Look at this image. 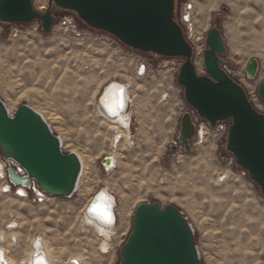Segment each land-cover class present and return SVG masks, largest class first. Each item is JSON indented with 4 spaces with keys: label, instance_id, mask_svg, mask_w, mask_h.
<instances>
[{
    "label": "rangeland",
    "instance_id": "obj_1",
    "mask_svg": "<svg viewBox=\"0 0 264 264\" xmlns=\"http://www.w3.org/2000/svg\"><path fill=\"white\" fill-rule=\"evenodd\" d=\"M51 3L47 0L43 10L35 8L46 12ZM188 3L194 26L192 32L187 30L200 38L195 40L193 57L198 74H207L206 37L220 18L227 45L223 67L264 112L258 95L264 69V0H176L179 23ZM55 14L49 34L42 31L39 20L11 25L0 21V97L11 114L25 103L39 111L61 137L63 150L83 159L85 171L71 198L50 197L44 202L34 192H28L26 199L18 197L15 189L5 192L0 179V234L7 236L0 245L11 264H25L30 243L39 236L52 248L58 264L70 256H81L83 264H118L134 211L142 202L173 204L184 213L195 228L203 264H264V196L225 148L227 131L209 129L204 141L197 131L190 152L178 141L183 114L196 116L177 82L183 59L133 50L72 11ZM64 17H73L85 35L63 28ZM252 58L261 64L255 79L245 72ZM143 61L150 66L139 75ZM109 80L131 85L130 138L121 140L111 170L102 166V159L112 153L115 132L96 105ZM230 122H225L227 128ZM1 156L0 147V160ZM104 188L117 198L119 219L108 242L83 222L87 203ZM11 232L18 236L16 241H11ZM105 241L107 251L102 246Z\"/></svg>",
    "mask_w": 264,
    "mask_h": 264
},
{
    "label": "water",
    "instance_id": "obj_2",
    "mask_svg": "<svg viewBox=\"0 0 264 264\" xmlns=\"http://www.w3.org/2000/svg\"><path fill=\"white\" fill-rule=\"evenodd\" d=\"M175 8L176 0H52L50 8L41 12L32 0H0V21L11 25L39 20L42 31L49 34L57 19L56 10H69L133 50L157 58L181 57L177 82L184 89L185 101L211 128L231 121L225 148L264 196V112L253 105L245 88L223 67L227 45L221 19L216 18L207 33V74L200 75L193 61L194 47L176 19ZM260 68V61L252 58L245 68L247 77L255 79ZM104 93L99 99L103 108ZM258 95L264 102V69ZM196 128L192 114L184 113L178 141L186 152L192 150ZM0 147L5 161L13 159L26 170L23 176L8 166L9 180L15 186L30 188L34 180L46 194L64 198L77 191L82 173L80 157L63 150L60 136L32 106L21 104L11 114L0 97ZM111 160L105 156L102 166H111ZM120 256L118 264H203L193 224L176 205L163 207L159 202L136 206L132 230L120 248ZM0 264L7 263L0 259Z\"/></svg>",
    "mask_w": 264,
    "mask_h": 264
},
{
    "label": "bare ground",
    "instance_id": "obj_3",
    "mask_svg": "<svg viewBox=\"0 0 264 264\" xmlns=\"http://www.w3.org/2000/svg\"><path fill=\"white\" fill-rule=\"evenodd\" d=\"M47 0H35V6L39 10H43L45 8ZM207 15L206 11L203 12V16ZM200 39V38H199ZM197 42V41H196ZM111 80L107 82V85H109ZM106 85V86H107ZM131 85L130 83H125L123 81H114V84H112L109 88L106 90L104 89V86L102 87L100 93L96 97V105H97V111L100 116L103 117L105 122H107L113 129H114V135L112 136V153L108 155L111 157V166L105 168L108 170H111L115 168L116 162H117V149L119 148V144L122 139H128L130 138L129 134V127H130V121H131V111H129V103L131 102ZM105 90V93L101 99V104L104 105L100 106L99 99L101 95L103 94ZM131 110V109H130ZM45 118V117H44ZM208 132L201 131L199 132V137L201 139L203 138V141L205 139V136ZM205 135V136H204ZM61 139V137H60ZM62 143V139H61ZM210 146V147H209ZM209 148L213 149V144H209ZM63 147V143H62ZM78 154V153H77ZM79 156V154H78ZM80 157V156H79ZM81 161L83 160L80 157ZM85 164H83L82 161V173L79 179V184L83 175V170L85 171ZM227 173V172H226ZM4 174V171L1 170V164H0V179H2ZM204 180V179H203ZM220 181V180H219ZM79 188V185H78ZM5 192H7L8 188L3 186L2 188ZM185 190V189H184ZM99 192V191H97ZM96 192V193H97ZM104 192L106 193V198L104 202V206L101 209H98L97 211H93V206L97 203H99V195L95 198L94 202H92V198L95 196L96 193L93 194L89 202L87 203L86 207L83 210V222L87 224L88 226L93 227L98 234H100L106 241L110 239L112 236L115 225L117 223L118 215L114 209V204H117V198L115 195L111 193L109 188H104L100 190V193ZM186 192V190H185ZM184 192V193H185ZM182 193V192H181ZM187 193V192H186ZM185 193V194H186ZM21 196L25 194L23 190L20 191ZM173 195V193H171ZM180 198H178L179 200ZM181 200V199H180ZM182 201V200H181ZM88 210V211H87ZM119 212V211H117ZM110 216L111 223H107L106 219L103 217ZM119 220V219H118ZM18 223H14L13 228L17 227ZM12 228V225H11ZM11 235V241H16V238L18 237L14 232L10 233ZM1 235V234H0ZM6 235L2 233L0 237V241L6 240ZM9 237V235H8ZM9 239V240H10ZM102 245L103 249L107 251L109 249L108 241ZM31 244V250L29 253L25 256L23 259L25 264H58L57 263V257L55 253L53 252L52 248L48 245L47 241L43 239V237H35L33 238V241ZM0 259H3L7 264H11V262L8 260L5 249L3 246L0 245ZM61 264H83V258L80 256H70L68 260Z\"/></svg>",
    "mask_w": 264,
    "mask_h": 264
},
{
    "label": "built area",
    "instance_id": "obj_4",
    "mask_svg": "<svg viewBox=\"0 0 264 264\" xmlns=\"http://www.w3.org/2000/svg\"><path fill=\"white\" fill-rule=\"evenodd\" d=\"M186 7H184L182 9V15H181V21H180V24L186 28V30L188 29L189 31L192 32V29H193V26H194V23H193V20H192V13H191V10H192V4H186L185 5ZM64 26L63 28H67V29H72V31L77 35V36H80V37H83L85 35L84 31H81L79 30L76 22H75V19L73 17H64ZM184 32V35L186 34V39L188 41H192L191 45L194 47V53H195V40H199L198 37H196L194 35L193 37V34L190 33V32ZM184 31V30H183ZM169 58H174V57H169ZM149 63L148 61H143L140 63V66H139V69H138V74L139 75H143L147 69H149ZM181 66V65H180ZM130 104V103H129ZM255 106V105H254ZM257 108V107H256ZM258 109V108H257ZM259 110V109H258ZM260 111V110H259ZM193 112L194 114L196 115L195 117H193V113L192 114V117H193V120L194 122L196 123V134H197V131H207L209 129H213L211 127H209L208 123L201 119L197 113L195 112V110L193 109ZM262 112V111H261ZM201 119V120H200ZM199 122L203 123L202 125L199 124ZM217 128L218 130H226L228 131V128L226 127L225 125V122H221V123H218L217 126L215 127ZM214 128V129H215ZM2 157V156H1ZM0 164H1V170L4 171V174H3V177H2V180H4L3 184L5 185V187L8 188L7 192L10 193L12 192L14 189H15V192H16V195L18 197L21 196L20 194V191L23 190L25 192L24 195H22L23 197H20V198H28V192H34V194L36 195V199L39 201V202H44L46 200H48L50 197H53V196H50L48 194H46L44 191H42L41 189H39L37 186H36V183L35 181L33 180L32 181V185L30 188H27V187H24V186H15L10 180H9V177H8V173H7V168L8 166H13L20 175H26V170L15 160L13 159H9V161H5L3 159V157L1 158L0 160ZM100 194V190L99 192H97L95 194V196L92 198V202H94L95 198ZM117 208V205L115 206V210Z\"/></svg>",
    "mask_w": 264,
    "mask_h": 264
},
{
    "label": "clouds",
    "instance_id": "obj_5",
    "mask_svg": "<svg viewBox=\"0 0 264 264\" xmlns=\"http://www.w3.org/2000/svg\"><path fill=\"white\" fill-rule=\"evenodd\" d=\"M105 198H106V193L101 192L99 194V203L95 204V207L93 208V211H97L98 209L103 208L104 202H105ZM114 207H115V205H114Z\"/></svg>",
    "mask_w": 264,
    "mask_h": 264
},
{
    "label": "snow or ice",
    "instance_id": "obj_6",
    "mask_svg": "<svg viewBox=\"0 0 264 264\" xmlns=\"http://www.w3.org/2000/svg\"><path fill=\"white\" fill-rule=\"evenodd\" d=\"M94 207H95V205L93 206V208H94ZM92 210H93V209H92ZM103 218L106 219V222H107V223H111V222H112L110 216H106V217H103Z\"/></svg>",
    "mask_w": 264,
    "mask_h": 264
},
{
    "label": "flooded vegetation",
    "instance_id": "obj_7",
    "mask_svg": "<svg viewBox=\"0 0 264 264\" xmlns=\"http://www.w3.org/2000/svg\"><path fill=\"white\" fill-rule=\"evenodd\" d=\"M57 11V10H56ZM153 56V55H152ZM153 57H155V56H153Z\"/></svg>",
    "mask_w": 264,
    "mask_h": 264
},
{
    "label": "crops",
    "instance_id": "obj_8",
    "mask_svg": "<svg viewBox=\"0 0 264 264\" xmlns=\"http://www.w3.org/2000/svg\"><path fill=\"white\" fill-rule=\"evenodd\" d=\"M127 84V83H126ZM130 89H131V87H130Z\"/></svg>",
    "mask_w": 264,
    "mask_h": 264
}]
</instances>
